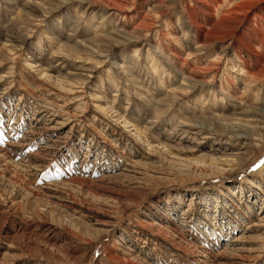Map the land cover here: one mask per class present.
<instances>
[{
  "label": "rangeland",
  "instance_id": "obj_1",
  "mask_svg": "<svg viewBox=\"0 0 264 264\" xmlns=\"http://www.w3.org/2000/svg\"><path fill=\"white\" fill-rule=\"evenodd\" d=\"M113 1L0 0V264H264V0Z\"/></svg>",
  "mask_w": 264,
  "mask_h": 264
},
{
  "label": "bare ground",
  "instance_id": "obj_2",
  "mask_svg": "<svg viewBox=\"0 0 264 264\" xmlns=\"http://www.w3.org/2000/svg\"><path fill=\"white\" fill-rule=\"evenodd\" d=\"M112 1H113V0H112ZM113 2H114V1H113ZM115 4H116V3H115ZM114 8H115V7H114ZM116 8H117V7H116ZM116 8H115V9H116ZM134 56H135V54H134Z\"/></svg>",
  "mask_w": 264,
  "mask_h": 264
},
{
  "label": "snow or ice",
  "instance_id": "obj_3",
  "mask_svg": "<svg viewBox=\"0 0 264 264\" xmlns=\"http://www.w3.org/2000/svg\"><path fill=\"white\" fill-rule=\"evenodd\" d=\"M257 167H259V165H257Z\"/></svg>",
  "mask_w": 264,
  "mask_h": 264
}]
</instances>
